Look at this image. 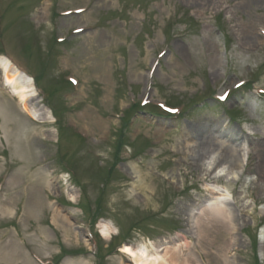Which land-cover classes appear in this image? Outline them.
<instances>
[{
    "label": "rangeland",
    "instance_id": "1",
    "mask_svg": "<svg viewBox=\"0 0 264 264\" xmlns=\"http://www.w3.org/2000/svg\"><path fill=\"white\" fill-rule=\"evenodd\" d=\"M1 56L52 118L29 117L0 66V264H132L124 243L182 242L204 264H264V0H0ZM198 125L247 145L238 177L196 165ZM215 187L234 241L189 223Z\"/></svg>",
    "mask_w": 264,
    "mask_h": 264
},
{
    "label": "bare ground",
    "instance_id": "2",
    "mask_svg": "<svg viewBox=\"0 0 264 264\" xmlns=\"http://www.w3.org/2000/svg\"><path fill=\"white\" fill-rule=\"evenodd\" d=\"M0 66L2 69L3 85L11 88L13 93H15L14 95L18 96L23 111L36 121L50 122L52 118L51 113L40 104L33 80L23 75L9 59L3 56L0 57ZM217 125L219 126L220 124H216V127H218ZM207 130V125L195 126L193 130V134L196 135L191 140H196V143H199V141L204 142L202 149L205 151V154L200 153L194 157V162L200 167L207 165L206 169L210 172L212 178L220 176L223 170L227 168V165L231 168L230 173L238 177L248 160L249 149L247 145L242 143V141L239 145L232 143L225 146L224 143L216 140L215 135H212L213 133L210 134ZM219 131L217 130L216 133ZM208 135H211V137ZM231 138L232 141L234 139L235 141L239 140L237 134H233ZM194 145L188 142L182 144L184 154L188 156L192 154L195 150ZM238 151L239 155L236 154ZM219 152L222 155L226 154V156H223L220 161L218 160V163H215ZM225 181L229 182L227 176ZM217 188L215 187L216 192L213 191L209 199L203 200L202 203L194 207L188 220L192 224V227L198 229L200 238H207L213 225H221L222 228H228L227 230L231 234V239L234 241L236 239L235 233L238 220L231 205L228 203L230 192L226 189L221 190ZM69 196L70 200H76L74 194H70ZM6 211L3 209L4 213ZM60 213L58 211L55 213V221L61 216ZM99 230L105 239H110L118 233L116 227L107 221L101 222ZM183 246L188 252L184 253ZM190 247V244L186 242L178 243L173 247L151 243V248L144 244L136 246L125 244L121 247V251L131 259L132 264H204ZM223 262L224 264H234L231 259L227 258Z\"/></svg>",
    "mask_w": 264,
    "mask_h": 264
}]
</instances>
